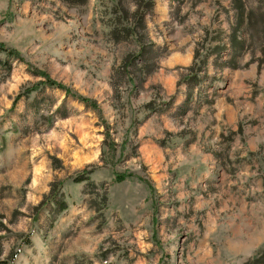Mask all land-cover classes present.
<instances>
[{"label": "rangeland", "instance_id": "1", "mask_svg": "<svg viewBox=\"0 0 264 264\" xmlns=\"http://www.w3.org/2000/svg\"><path fill=\"white\" fill-rule=\"evenodd\" d=\"M235 22L0 0V264H264V39Z\"/></svg>", "mask_w": 264, "mask_h": 264}, {"label": "trees", "instance_id": "2", "mask_svg": "<svg viewBox=\"0 0 264 264\" xmlns=\"http://www.w3.org/2000/svg\"><path fill=\"white\" fill-rule=\"evenodd\" d=\"M64 1L71 4H84L87 0ZM231 3L233 5V10L235 11L236 22L234 23L233 28L231 29L232 32L230 33L229 38L233 44V50L242 51L246 47L248 39H264V22H261L264 21V17L255 16V12L253 10H247L246 0H231ZM257 30L259 32L256 34L254 31ZM245 34L248 36L244 37ZM259 34L262 35L261 38ZM0 52H4L10 57L16 56L14 51L7 49L2 44H0ZM47 84L49 86H56V84L53 82H48ZM38 86L39 85H37V87H33L29 90V92L36 90ZM83 180V178L79 179V182H83ZM64 209H66V206L62 208V210Z\"/></svg>", "mask_w": 264, "mask_h": 264}]
</instances>
